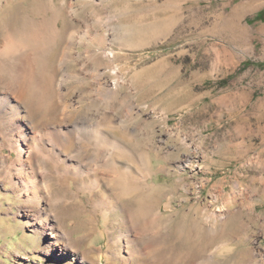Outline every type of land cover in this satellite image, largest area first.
I'll list each match as a JSON object with an SVG mask.
<instances>
[{"label":"rangeland","instance_id":"1","mask_svg":"<svg viewBox=\"0 0 264 264\" xmlns=\"http://www.w3.org/2000/svg\"><path fill=\"white\" fill-rule=\"evenodd\" d=\"M43 2L45 13L36 10V0H1L0 15L11 8L18 19L55 13L57 31L74 40L63 62V91H73L83 108L91 103L85 96L92 87L77 85L69 71L89 77L99 68L110 80L118 78L111 102L90 104L88 114L103 108L113 125L123 121L115 132L104 129L133 150L136 173L145 157L148 200L159 218L154 230L166 232L173 254L162 262L264 264V16L257 14L264 0ZM94 50H100L95 60ZM75 53L77 63L68 60ZM56 90L59 99L58 85ZM73 119L65 122L81 136L91 122ZM74 180H54V191L65 195L71 237L81 238L65 259L80 264L78 256H84L90 264L102 256L104 264L113 249L110 238L120 229L119 213H92L95 196L73 195ZM9 194L0 187V264H52L37 246L40 239L9 212L17 204L5 198ZM142 196L138 191L123 201L136 207Z\"/></svg>","mask_w":264,"mask_h":264},{"label":"bare ground","instance_id":"2","mask_svg":"<svg viewBox=\"0 0 264 264\" xmlns=\"http://www.w3.org/2000/svg\"><path fill=\"white\" fill-rule=\"evenodd\" d=\"M12 1L5 0V3ZM36 1V10L45 13L48 5L44 0ZM10 11L3 10L0 15V39L4 41L0 42V187L10 192L5 198L17 202L16 210L10 209L9 212L14 213V219L20 220L22 226L29 227L36 239H40L37 246L52 264H73L65 258L75 254L77 249L73 246L81 238L72 239L71 231L64 221L68 213L64 205L65 195L54 191V180L72 176L75 178L73 195L88 192L95 196L91 200L92 213L97 212L104 217L119 213L120 229L115 237L110 238L108 244L113 249L107 250L104 264L114 261L131 264L132 260L145 264H164L162 259L173 254L166 249V232L154 230L159 218L148 200L150 173L145 157L139 155L141 159L136 173L133 150L104 129L107 127L115 132L123 124V119L119 125H113L114 117L111 113L113 118L109 117L103 108L92 115L88 114L90 104L111 102L118 78L112 81L99 68L93 71L94 67L89 77L88 74L74 77L73 72L69 71V77L77 85L89 83L92 87L85 96L91 103L83 108L80 105L82 102L76 103L72 97V89V92H68L69 89L66 93L63 91L62 80L68 75L63 62L74 40L67 39L57 31L55 13L33 20L26 14L18 19L14 8ZM51 22L52 32H49ZM21 25H24L23 28ZM99 51L94 50L91 55L94 60L99 56ZM79 57L80 54H72L68 60L77 63ZM36 112L41 114L39 118ZM70 116L74 117L73 123L91 122L84 126L85 132L81 136L74 135L65 122V118L71 122ZM4 149L8 152L3 153ZM118 158L125 159L127 163H121ZM138 191L143 192V196L136 207L123 201ZM78 258L80 264H87V258ZM174 260L170 264H177ZM101 261L102 256L90 264H99ZM186 264L198 263L189 261Z\"/></svg>","mask_w":264,"mask_h":264},{"label":"trees","instance_id":"3","mask_svg":"<svg viewBox=\"0 0 264 264\" xmlns=\"http://www.w3.org/2000/svg\"><path fill=\"white\" fill-rule=\"evenodd\" d=\"M257 14L260 16H264V8H262Z\"/></svg>","mask_w":264,"mask_h":264}]
</instances>
